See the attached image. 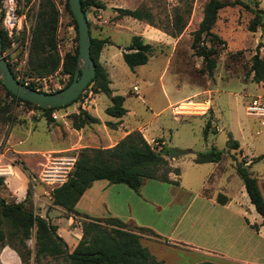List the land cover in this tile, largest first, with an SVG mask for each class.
<instances>
[{
    "label": "rangeland",
    "instance_id": "1",
    "mask_svg": "<svg viewBox=\"0 0 264 264\" xmlns=\"http://www.w3.org/2000/svg\"><path fill=\"white\" fill-rule=\"evenodd\" d=\"M52 1L57 8L55 42L61 57L65 51H72L77 44L76 31L72 15L65 7V0ZM100 1L104 6H88L85 17L88 20L89 35L106 38V42L103 43L105 45L103 55L108 53L109 86L113 88V92L123 95V106L127 109L120 116L122 123L130 129L141 126L143 131L152 137L150 144L155 149L166 146L182 152L173 156L165 155L168 162L171 161L178 167L177 174H169V177L176 179L177 182L144 178L138 191H135L122 182H108L106 179L98 178L87 189L83 198L89 205V212L93 215L107 214L104 207L107 206L120 219L130 216L135 223L149 227L160 236L159 239L140 236L139 241L159 258L160 264L188 263L192 259V254H199L193 249L180 247L177 243L179 241L248 259L252 258L251 255H254L258 248L264 253V247L260 245L262 237L264 238V222L259 228V234L250 229L248 232L238 231L236 227H231L230 223L215 221L214 211L204 210L200 205L204 202L203 197L194 194L199 183L213 172L207 178L209 185L206 188L210 186L213 193L221 191L232 197L240 196L237 186L242 182L234 171L230 155L233 153L236 159L240 158L239 147L247 157H255L249 168L257 180L261 182L264 180V116L249 113L246 108L253 98L264 100V80L252 81L248 69L250 55L255 50L260 56H264V16L254 17V9L264 8V0L240 2L224 0L228 4L218 8L211 30L223 38L224 43L213 40L218 53L211 74L205 72L201 57L194 54L190 47V32L198 23L196 16L202 12L205 0ZM1 2L3 3V0ZM37 3L38 0L23 3L30 33L35 22ZM115 6L146 7L151 12L152 22L160 31L151 27H146L147 29L143 31L140 21L142 19L120 15ZM175 12L186 19V23L182 30L174 35L177 36L176 39L166 41L161 35L156 34H163L161 28H170ZM252 18L258 22L254 30L248 28ZM133 33L141 34L152 47L146 62L129 67L123 61L120 51L129 42ZM1 52L4 53V50ZM10 56H15L16 59L12 60ZM6 57L11 71L19 79L32 83L39 90H56L68 79V74L59 69L44 75L34 73L28 67L27 55L24 57L20 46L13 50L12 55ZM133 84L137 86V92L132 88ZM196 90L198 91L194 95L184 100L200 101L209 98V106L204 112L200 113L198 109L204 106L201 104L182 103L176 109L173 107L178 104L176 101ZM107 103L109 98L105 93H96L92 85H87L75 100L64 106L52 108L50 114L55 115L52 116L53 120L47 122L41 115V109L11 99L5 94L0 83V168L8 167L6 162L24 164L23 157L13 152L11 147L6 149L7 145L12 148L61 147L64 145L63 140H66L62 125L64 126V120H69L70 112L78 110L75 106L80 105L82 108L91 106V111L99 117H108L103 111V106ZM206 120H209V124L204 135L202 128ZM100 126L96 123L83 125L82 134L88 138L89 143L97 144L91 137L102 131ZM120 130L121 128H118L112 134L116 135ZM228 132L238 141L239 147L225 146ZM210 145L223 150L219 160L222 169L220 171L217 162L192 160L195 151L208 148ZM188 149L189 151L183 152ZM70 152L72 150H48L31 157L28 161V170L32 176L30 181H26L31 200L30 204L27 200L25 202V206L31 205L35 211L39 206L45 208L44 212L48 219L59 224L60 232L68 240L66 229L72 227L74 222L71 221L68 225L61 211L52 207L49 198L44 197V192L49 191L50 184L39 178V170L43 166L42 162L47 161L46 158L52 159L55 158L52 156L58 154L68 155ZM259 154L263 155L256 157ZM0 175L6 184L4 174ZM15 178L21 177L16 175ZM34 192L48 202L37 205L38 201L34 204L32 200L35 197ZM0 194L7 199L14 198L6 187L0 188ZM205 203L207 204V201ZM255 212L252 208L246 215L251 221H261ZM128 226L132 227L129 224ZM233 236L234 244L227 246V240ZM170 240L177 242H169ZM238 240L247 242L244 249L237 246ZM25 242L32 247L33 237L27 238ZM4 245L0 246V259L4 256L7 258L4 261L6 264H15L16 259L12 253L7 255L6 252L11 251ZM203 257L223 263L214 255ZM256 261L264 263V257ZM31 264H65V261L61 257L45 256L32 261Z\"/></svg>",
    "mask_w": 264,
    "mask_h": 264
},
{
    "label": "trees",
    "instance_id": "2",
    "mask_svg": "<svg viewBox=\"0 0 264 264\" xmlns=\"http://www.w3.org/2000/svg\"><path fill=\"white\" fill-rule=\"evenodd\" d=\"M28 1L24 0V2ZM234 1L240 2L241 0ZM64 3L70 12L67 0ZM225 4L228 2L224 0H205L202 5L201 17L196 27L190 32V47L194 54L201 57L202 67L207 74L212 73L218 53L217 45L213 40L224 43V39L212 31L211 27L215 21L218 8ZM80 5L84 15L88 6H104L100 0H80ZM115 8L120 15L142 19L148 24L156 26L152 22L151 12L144 6H115ZM186 11L189 12V7L186 8ZM259 16H264V8L254 9V17ZM72 19L76 31L73 16ZM56 22L57 8L54 2L52 0H38L35 22L31 28L27 61L28 67L37 75L48 74L56 69L67 73L68 79L61 85L63 87L72 77L77 44L72 51L67 50L61 57L59 56L55 42ZM185 23L186 19L175 12L170 28H161V30L170 35H175L182 30ZM257 23V20L252 18L248 23V28L254 30ZM89 39V54L94 62V73L83 89L87 85H92L94 91L105 93L109 98V103L103 108L104 112L113 116H121L126 111L122 104L123 95L112 92L108 84L109 78L106 70L98 59L100 48L106 42V38L89 35ZM6 41L0 25L1 50H4ZM206 41L209 43L207 44ZM151 47V43L145 41L141 34L133 33L129 42L120 51L121 57L129 67H133L136 64L146 62ZM7 64L11 70L8 62ZM248 69L252 81L264 80V56H260L255 50L250 55ZM11 72L15 76L13 71ZM1 85L5 94L9 95L11 99L41 109V115L47 122L53 120L50 114L52 108L64 106L80 95L79 93L75 98L62 105L40 106L18 97L2 83ZM26 85L34 88L32 83L27 82ZM68 117L70 125L74 128L98 121L96 115L84 108L70 112ZM105 123L112 124L108 120ZM208 124L209 120H206L202 128L204 135ZM225 146L227 148L238 146L237 140L232 138L229 132ZM185 151H189V149L183 152ZM222 151V149L211 145L208 148L195 151L192 160L194 162L217 161L220 159ZM167 153L166 146L153 148L137 128L126 131L109 146H80L76 150L71 168L64 180L50 187L48 191L49 204H58L65 209H72L83 190L90 185L92 180L98 178L106 179L108 182H122L135 191H138L144 178H158L176 182V179L168 177V173L177 174L178 167L168 162L165 156ZM230 155L234 159V170L242 181L249 201L260 215L261 220L264 221V200L258 189L255 176L248 168V163H244L243 158L236 159L233 153ZM262 155L259 154L256 157ZM30 159H24V164L21 162L24 169L26 167L29 169L28 161ZM1 187H6L2 175H0ZM29 194L28 186L20 200L7 199L0 194V246L6 244L12 248L18 256L20 264H31L32 261H37L40 257L45 256L61 257L65 264H156L158 262L139 241V232L144 228L142 226L129 227L128 224L115 216L100 218L83 214L84 218L79 221L80 235L70 251H67L65 240L56 232V224L37 213L31 205L25 206L26 200L30 204L31 197ZM215 198L220 203L225 201L224 194L220 192L215 195ZM30 237H33L32 247L25 242ZM195 264L219 263L204 259Z\"/></svg>",
    "mask_w": 264,
    "mask_h": 264
},
{
    "label": "crops",
    "instance_id": "3",
    "mask_svg": "<svg viewBox=\"0 0 264 264\" xmlns=\"http://www.w3.org/2000/svg\"><path fill=\"white\" fill-rule=\"evenodd\" d=\"M256 8H259V7H256ZM201 14H202V12L200 11L198 13V15L196 16V22L199 21ZM138 20H140V19H138ZM140 21H141V29L143 28L142 29L143 31H145L147 29L146 27H151V28L157 29L156 26L148 24L147 22L142 21V20H140ZM157 30H159V29H157ZM161 33H163V34H156V35H161L163 37V39H165L166 41H169V39L174 40L177 37V36L175 37L174 35H170V34L163 32V31H161ZM145 38L150 39L147 37H145ZM151 40H152V38H151ZM104 48H105V45L102 46V48H101L102 50L99 53L98 59H99L100 63L102 64V66L104 67V69L106 70L107 76L109 78V83H110V76H109V72H108V67L110 66V64H109V60H108V53L103 55V49ZM261 81H258V82H261ZM110 88L113 92V88L111 86H110ZM137 90H138V88H137ZM197 91L198 90L193 91V92L185 95L183 98H181L180 100H178L176 102H178V103L185 102L186 100H184V99L189 98V96H191V95H194ZM97 92H101V91H97ZM190 101H192V100L190 99ZM176 102H174V103H176ZM193 102L202 103L204 105H207V107L209 106V98H205L203 100L193 101ZM174 103H172V104H174ZM107 104H105V105H107ZM122 104H123V101H122ZM172 104H170V106ZM105 105L103 106V108L105 107ZM75 108H76V106H75ZM83 108L86 109L91 114L96 115L95 113H93L91 111V106L90 107L84 106ZM126 111H127V109H126ZM200 113H202V112L200 111ZM105 114L108 117H99L98 115H96L98 117V121L97 122H91V123L99 124V125H101L100 127H102L101 128L102 131L98 135L95 134L93 137H91V139H94L97 142L96 145L89 143L88 138L83 136V134H82V127L83 126H81L79 128H74L70 125V120L67 119V120H64V126L62 125V127H64V129H65L66 140L65 139L63 140L64 145L61 147H56V148L50 147V148L39 149V148H35V147L12 148V146L7 145L6 149L11 147L10 149L13 150V152L20 154L23 157V159L26 160L27 158L30 159L31 157H34L35 154L38 152L44 153L45 151H48V150H58V149L72 150V152H70L68 154V156L74 157L77 148L80 146L86 145V146H102L103 147V146L112 145L121 135H123L126 131L130 130V128L128 126H124V123H122V119L120 118V116H114L116 118L115 119V118H112L113 115H109L107 113H105ZM107 120L111 121L112 124H106L105 122ZM68 121H69V124H68ZM84 125H87V124H84ZM55 126H57V125H55ZM125 127H127V128H125ZM118 128H121V130L116 135L112 134ZM135 128L139 129V131L142 133L143 137L150 143V140L152 137L148 136L143 131L144 129L141 126H137ZM131 129H133V128H131ZM238 147H239V143H238ZM239 149H240L239 150L240 151V158L244 159L245 164L248 163V168H249L251 162L254 160L255 157H251V158L247 157L246 153L243 152L240 147H239ZM58 155H61V154H58ZM221 157H222V155H221ZM219 160L220 159H218L217 161H210V162H217L216 165L219 166V171H220L222 169L220 168L221 162ZM203 162H207V161H203ZM169 163L171 165H173L171 161ZM5 164H6V166H8V167H4L7 171L3 172L4 181L6 183L5 185L8 189V191H10V193H11L10 195H12V197H14L15 200H20L23 198L24 193H25V189H26L27 184H28V183L26 184V181H30L32 174L31 173L28 174L29 173L28 167H26L24 169L21 166V163L18 164V163L6 162ZM233 164H234V159H233ZM233 168H234V166H233ZM170 173H173V172H169L168 177H169ZM210 173L213 174V172H210ZM209 174L206 176V178L204 180H202L199 183L196 191L194 192V194H197L198 196L203 197L204 202L200 203V205L203 207V209L204 210L207 209L210 212L213 210L214 211L213 217L215 218V221H218V222L221 221L222 223H228V224L230 223L231 227H234V228L236 227L238 229V231L248 232L250 229L254 233L259 234L260 233L259 228L262 226V223L264 221H262V220L259 222L256 220L251 221L247 217L246 213L251 212L252 208L254 209V207L248 199V196L244 190L243 184H241V185L238 184V186H237L240 196L232 197V196H229V195H227L221 191H217L216 193H213L210 190V186L208 188H206V186L209 185L208 180H207ZM16 175L20 176L21 178L16 179L15 178ZM171 179H174V178H171ZM95 180H97V179L92 180L90 185L83 190V192L80 194V196L76 200L72 209L68 210V209H65L64 207H62L61 205L50 204L52 207H56L61 211V213L67 219L68 225L71 223V221L74 222V225L72 227H68V229H66L68 237H69V240H68L60 232L59 224L55 220H52V221L50 220L52 223L56 224V232L59 235H61V237L65 240L67 251H70V249L72 248V246L74 245V243L76 242L77 238L80 235V223H79L80 220L79 219L76 220L75 218H84L83 214H85L87 216H91V217L102 218V217H107V216H115V217L119 218L117 215H115V213H112V211H110L107 206H104L107 214L93 215L89 212V205L85 201H83V198L85 197V193H86L87 189H89V187L92 185V183ZM176 182H177V180H176ZM256 183H257L258 189L262 195V198L264 200V180L261 182V181L257 180V178H256ZM218 192L224 194V196H225V201L222 203L218 202L215 198V195ZM34 193H35V197L32 198V200L34 201V204H36L38 201H39V203H37V205H41V203H43V202H48L47 200H45L41 196H39L38 193H36V192H34ZM48 196H49L48 191H45L44 197L49 198ZM206 201H207V204L205 203ZM44 209L45 208L39 206L36 212L39 213L40 215L48 218L46 213L44 212ZM255 213H257V212H255ZM260 219H261V217H260ZM120 220H122L126 224L132 225V227L142 226L144 229H142V231L139 232L140 236H145L146 238H154V239L155 238L159 239V237H160V236H157L149 227L135 223V221L130 216H127L126 219H120ZM252 224H254V225H252ZM234 240H235L234 236L231 239H228L227 240V246H232L234 244ZM169 242H177V241L170 240ZM177 243L182 248L193 249L194 251H197L199 253V254H192V259H190V261L188 263H183V264H195L197 261L204 260L203 256H205V255H214V256L219 257V259H221L223 262V263H219V264H228L226 262H232V263L241 262V263H247V264H264V263H259L256 261L260 257H264V253L260 252L259 248L256 250V253L254 255H251L252 258L248 259L247 257H240L238 255H234L232 253H228L225 251L224 252L215 251V250H210V249L201 247L199 245H192V244L184 242V241H179ZM237 244H238L237 246H240L242 249H244L246 247L247 242L246 241L243 242L241 240H238ZM256 244H257V247H259V242L257 240H256ZM260 245L262 246V248L264 247V238L263 237H262V241H261ZM4 247H7L11 251V252H6L7 255H9L10 253L13 254V257L16 259L15 264H20V260L17 256V254L15 253V251L7 245H4ZM152 255L155 257L154 254H152ZM155 258L157 260H159L158 257H155ZM6 259L7 258L4 256L1 257L0 264H6L4 262ZM211 261L218 263V261H216V260H211ZM156 264H160V261H158Z\"/></svg>",
    "mask_w": 264,
    "mask_h": 264
},
{
    "label": "water",
    "instance_id": "4",
    "mask_svg": "<svg viewBox=\"0 0 264 264\" xmlns=\"http://www.w3.org/2000/svg\"><path fill=\"white\" fill-rule=\"evenodd\" d=\"M69 10L76 23L77 53L70 81L63 87L44 91L22 83L8 67L0 45V82L13 94L40 106L62 105L75 98L94 73V62L89 54V31L80 0H67ZM123 49V48H122ZM79 106L77 109H80ZM168 156L181 153L179 149L167 147Z\"/></svg>",
    "mask_w": 264,
    "mask_h": 264
},
{
    "label": "built area",
    "instance_id": "5",
    "mask_svg": "<svg viewBox=\"0 0 264 264\" xmlns=\"http://www.w3.org/2000/svg\"><path fill=\"white\" fill-rule=\"evenodd\" d=\"M2 1V0H1ZM24 0H3V3L0 4V25L4 31V35L6 37V46L4 48V59L6 62L8 61L6 56L12 55V52L17 47H21L24 53V57L27 55L29 41H30V30L28 27L25 10L23 8ZM12 60H15V56H10ZM15 77L19 79L16 74ZM21 80V79H19ZM22 83H27L26 81H22ZM34 88H36L34 86ZM134 91L137 92V86L132 85ZM37 89V88H36ZM185 104L193 103V104H201L193 102L190 100H186L182 102ZM178 103L175 106V109L179 107ZM82 104V103H81ZM80 106V105H79ZM78 105L76 108L79 107ZM81 107V106H80ZM195 108L199 106H194ZM82 108V107H81ZM249 113L264 116V100H259L256 98L251 99L250 103L246 106ZM199 111L204 112L207 109V105L201 106L198 108ZM177 111V110H176ZM55 114H52L54 116ZM48 154H50L48 152ZM55 158H46L47 161L43 162V166L39 170V178L47 183L50 186L58 184L66 177L68 170L71 168L74 157L68 155H55L52 156ZM7 171L5 168H0V173Z\"/></svg>",
    "mask_w": 264,
    "mask_h": 264
},
{
    "label": "bare ground",
    "instance_id": "6",
    "mask_svg": "<svg viewBox=\"0 0 264 264\" xmlns=\"http://www.w3.org/2000/svg\"><path fill=\"white\" fill-rule=\"evenodd\" d=\"M182 104L179 105V107L181 106ZM185 105V104H184Z\"/></svg>",
    "mask_w": 264,
    "mask_h": 264
}]
</instances>
